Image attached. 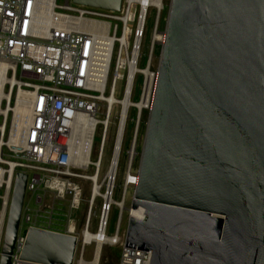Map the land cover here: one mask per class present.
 <instances>
[{
  "label": "water",
  "instance_id": "obj_1",
  "mask_svg": "<svg viewBox=\"0 0 264 264\" xmlns=\"http://www.w3.org/2000/svg\"><path fill=\"white\" fill-rule=\"evenodd\" d=\"M123 0H72L119 11ZM127 246L149 264H264V0H170ZM17 173L0 264H11ZM76 236L31 226L16 264H73Z\"/></svg>",
  "mask_w": 264,
  "mask_h": 264
},
{
  "label": "built area",
  "instance_id": "obj_2",
  "mask_svg": "<svg viewBox=\"0 0 264 264\" xmlns=\"http://www.w3.org/2000/svg\"><path fill=\"white\" fill-rule=\"evenodd\" d=\"M42 3L43 0H0V254L15 178L21 172L27 175L25 194L30 192L36 208L31 210L23 202L11 264L19 261L31 226L74 234L75 254L79 249L81 257L86 245L100 242L121 247L118 264H149L151 251L127 246L119 219L123 210L132 211L138 168H133L134 157L130 161L129 151L136 144L143 115H148L152 107L158 75L157 69L152 71V30L147 52L141 51L145 21L149 9L154 8L152 0L146 4L123 0L119 11L75 4L72 0H65L64 4L52 0L48 10L51 24L47 28L39 22ZM132 4H137L138 11L129 32ZM154 9L153 31L163 36L161 44L165 27L158 29L160 10ZM122 58L124 86L122 97L116 98ZM136 77L141 86L137 99L132 100ZM114 105L118 112L112 153L119 139L118 165L129 110H134L127 167L118 200L113 199L115 175L111 183L107 172L101 176L103 148ZM102 109L103 118L99 119L97 114ZM81 118L86 120L81 126L84 141L80 135L73 136V125ZM99 124L100 142L96 160L92 161L93 137ZM90 166L91 174L82 172ZM81 180L90 182V194L78 228L72 213L79 208L82 198ZM96 199L99 214L96 228L91 230ZM113 206L117 209V221L112 232L107 233Z\"/></svg>",
  "mask_w": 264,
  "mask_h": 264
},
{
  "label": "rangeland",
  "instance_id": "obj_3",
  "mask_svg": "<svg viewBox=\"0 0 264 264\" xmlns=\"http://www.w3.org/2000/svg\"><path fill=\"white\" fill-rule=\"evenodd\" d=\"M169 2L170 0H163L164 8H162L159 21H158L159 30H163L165 27ZM57 3L64 4L65 0H57ZM137 11H138L137 4H132L131 11H130V21L128 23L129 32H131L134 27V22L136 19ZM155 19H156V11L154 8H150L146 21H145V34H144V37L142 39V44H141L142 53L147 52V49L150 43L151 30H152V36H153V30H154V26L156 22ZM160 49H161V44L155 43L152 49V71H155L157 69ZM140 65H142V63H140ZM124 76H125V62H124V58H122L121 66L119 69V79H118L116 90H115L116 98L122 97V91H123V86H124ZM140 86H141L140 79L139 77H136L133 83V91H132V98H131L132 100L137 99L139 91H140ZM108 89H109V84L107 87V92H108ZM117 112H118V107L114 105L111 109L110 121H109L108 129H107L105 145L103 148L102 163H101V176L107 172V169L109 166V162H110V158L112 154V147L114 143V136H115V129H116L115 116ZM133 114H134V110L130 109L129 116L125 124L123 143H122L121 154L119 158V165H118L117 174L115 178L116 187L113 193V199L115 200H118L120 198V193H121V190L123 189V182H124V177H125V172H126V167H127V151L130 146V139H131L132 132H133V122L131 121ZM97 117L99 119L103 118V109L101 112L97 114ZM146 121H147V114H144L142 117L140 126H139L138 137L136 141V148H135L136 153H135L134 162H133L134 169H137L139 165L141 148H142L145 128H146ZM100 135H101V124H99L96 127L94 137H93V144H92V150H91V156H90V159L92 161H95L97 157V151H98L99 142H100ZM82 172L91 174L93 172V166H90L87 170L82 171ZM80 184L82 185V188H83L82 198L80 200L79 208L74 210L72 213V216L77 220L78 228L82 225V221H83V218L86 212L87 202H88V198L90 194V182L81 180ZM130 193H131V190L129 189L128 194H127L128 197L130 196ZM98 202H99V199H96L95 208H94L95 214L93 215L91 224H90L91 230H95L96 228V223H97L98 214H99V203ZM128 203H129V200L127 199L126 201L127 208H128L127 206ZM24 204L28 205L31 208V210H34L36 208L35 202L30 192H27L25 194ZM129 215H130V212L128 209L123 210V216H122V221H121V226H120V233L124 231L126 232L127 220H128ZM116 221H117V209L113 206L108 215V226L106 229L107 233L112 232ZM60 223L64 224V222H60ZM95 250H96L95 244L86 245L82 259L89 261V262L92 261L94 258ZM120 252H121V247L119 245L103 244L102 246H100V253L98 257L99 262L97 261V264H118ZM79 257H81V253H80V250L78 249V251L75 254L73 264H81Z\"/></svg>",
  "mask_w": 264,
  "mask_h": 264
},
{
  "label": "bare ground",
  "instance_id": "obj_4",
  "mask_svg": "<svg viewBox=\"0 0 264 264\" xmlns=\"http://www.w3.org/2000/svg\"><path fill=\"white\" fill-rule=\"evenodd\" d=\"M139 1H141L142 4H146V2H148L149 0H139ZM51 4H52V0H43L42 7L40 10L39 22L44 28H47L51 24V19L49 17V13H48L49 6H51ZM152 7L159 9L160 14H161L162 8H164L163 0H152ZM162 39H163V36L161 34H159V32H157V30L153 31L152 49H153L154 44L160 43L162 41ZM82 121H86V120L84 118H81V120L79 122H77L76 124L73 125V136L76 137L77 135H80L82 137V141H84L85 131H84V129L81 130ZM137 137H138V131H137V135H136V141H137ZM118 143H119V139L117 140L116 145H114L116 148L114 149V153L111 154L112 156L110 158L109 166L107 169V175L109 177L110 183H111L112 179L114 178V175L116 177V174H117L118 163H116V162H117V157H118V151H117ZM135 148H136V144H133L131 146L130 151H129L130 161H132L133 160L132 158L135 156V153H136ZM141 211H142V209L132 210V211H130V215L135 216L137 218H141V216H142ZM121 221H122V218L119 219L120 223H121ZM90 234L92 235V233H90ZM95 246H96V250L94 253L93 260L90 262L86 261V260L82 259L83 258V256H82V257H79L81 264H97L99 253H100V246H102V244L100 242H98V243H96Z\"/></svg>",
  "mask_w": 264,
  "mask_h": 264
}]
</instances>
